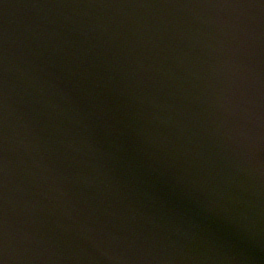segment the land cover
<instances>
[{"label":"water","instance_id":"95a60500","mask_svg":"<svg viewBox=\"0 0 264 264\" xmlns=\"http://www.w3.org/2000/svg\"><path fill=\"white\" fill-rule=\"evenodd\" d=\"M0 264H264V41L185 0H0Z\"/></svg>","mask_w":264,"mask_h":264}]
</instances>
